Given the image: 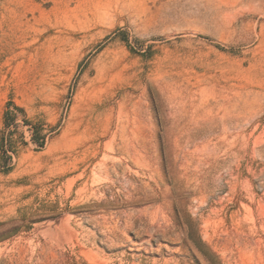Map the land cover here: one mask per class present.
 Wrapping results in <instances>:
<instances>
[{
	"label": "rangeland",
	"instance_id": "rangeland-1",
	"mask_svg": "<svg viewBox=\"0 0 264 264\" xmlns=\"http://www.w3.org/2000/svg\"><path fill=\"white\" fill-rule=\"evenodd\" d=\"M0 264H264V0H0Z\"/></svg>",
	"mask_w": 264,
	"mask_h": 264
},
{
	"label": "trees",
	"instance_id": "trees-1",
	"mask_svg": "<svg viewBox=\"0 0 264 264\" xmlns=\"http://www.w3.org/2000/svg\"><path fill=\"white\" fill-rule=\"evenodd\" d=\"M23 113L24 112H23V110L21 108L13 105L12 103H8L7 106H6L5 113H4V122H5L4 123V127H5V129H8L10 127V125L14 122L17 114H23ZM35 135L36 134L33 131V134H32V140H33V142L36 141V140H34ZM42 142H43V140L36 141V143H38L39 146L42 145ZM1 158L3 160H8L10 157L7 156L6 151H3L2 152V155H1Z\"/></svg>",
	"mask_w": 264,
	"mask_h": 264
}]
</instances>
